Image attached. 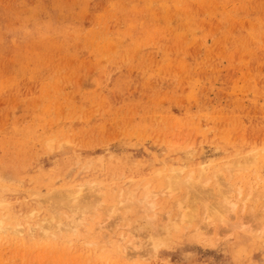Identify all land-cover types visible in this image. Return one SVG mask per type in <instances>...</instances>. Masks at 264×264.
I'll return each mask as SVG.
<instances>
[{
	"label": "rangeland",
	"instance_id": "1",
	"mask_svg": "<svg viewBox=\"0 0 264 264\" xmlns=\"http://www.w3.org/2000/svg\"><path fill=\"white\" fill-rule=\"evenodd\" d=\"M263 193L264 0H0V264H264Z\"/></svg>",
	"mask_w": 264,
	"mask_h": 264
},
{
	"label": "bare ground",
	"instance_id": "2",
	"mask_svg": "<svg viewBox=\"0 0 264 264\" xmlns=\"http://www.w3.org/2000/svg\"><path fill=\"white\" fill-rule=\"evenodd\" d=\"M191 148V147H190ZM194 148V147H193ZM186 149V148H185ZM184 150V149H183ZM192 152H194L193 150H191ZM248 151H250V150H248ZM187 152V153H186ZM185 152V155L186 154H190V151H186ZM192 152H191V154H192ZM247 153V152H246ZM248 153H250V152H248ZM256 153H254L253 154V156L255 157V159H256V155H255ZM249 156H250V154H249ZM248 155H247V157H245L244 156V158H238L239 160H236V158H235V160H236V162H234V160H233V162H229L228 164H229V166L231 167V165H240L241 167L243 166L244 167V165H247L246 163H248V161H249V159H250V157H249ZM252 156V157H253ZM252 157H251V159H250V161L252 160ZM190 158V157H189ZM188 158V159H189ZM185 159H186V156H185ZM255 159H253V160H255ZM252 160V161H253ZM210 162V164H212L211 163V161H209ZM253 163V162H252ZM199 165H200V173L202 174V175H204V174H207L206 172H207V170H208V168L204 165L205 164V161L203 162V161H201L200 163H198ZM207 164V163H206ZM209 164V163H208ZM209 164V165H210ZM243 164V165H242ZM256 164V163H255ZM218 166V165H217ZM223 166H224V164H223ZM227 166V165H226ZM228 166V167H229ZM235 166H234V168H235ZM239 166V167H240ZM250 166V165H249ZM172 167H173V165H172ZM177 167V166H176ZM214 167V166H213ZM219 167V166H218ZM229 167V168H230ZM233 167V166H232ZM240 167V168H241ZM241 168V170L242 169H244V168ZM248 167V166H247ZM183 166H181V167H177V168H172V170L175 172V173H173V174H171L172 176H171V179H170V181L168 182L169 183V185H172L173 183L175 184V183H178V181H179V174H180V172H182V170H183ZM224 168V167H223ZM236 168H238V166L236 167ZM215 169H216V167H215ZM225 169V168H224ZM231 169H233V168H231ZM238 170H240V169H238ZM199 172V171H198ZM219 173L221 172V171H218ZM218 173V174H219ZM186 174V173H185ZM221 174V173H220ZM223 175V174H222ZM210 176V175H209ZM208 176V177H209ZM215 176H217V175H215ZM231 176V175H230ZM229 176V177H230ZM186 177H188L187 175H186ZM205 177H207V176H205ZM205 177H203V178H205ZM213 177V176H212ZM224 177V176H223ZM227 177V176H226ZM170 178V177H169ZM185 178V177H184ZM194 178H195V176H194ZM197 178H200V177H197ZM183 179V178H182ZM186 179V178H185ZM187 179H189V181L190 182H192L191 180H193V176L191 177H188ZM209 179V178H208ZM259 179V178H258ZM257 179V180H258ZM196 180V182L194 181L193 182V184H192V187H191V191H190V193H189V195L187 194V196L189 197V198H194L195 200H199V198L200 197H202L203 195H210L211 193H208V190H207V192H206V188L203 186V185H200L201 184V182H199L200 181V179H195ZM198 180V181H197ZM205 180H207L206 178H205ZM226 180V179H225ZM260 180V179H259ZM185 181V180H184ZM183 181V182H184ZM189 181H187V182H189ZM180 183V185L182 184V181H179ZM199 183V184H198ZM206 183V182H205ZM81 183H79V185H80ZM83 184V183H82ZM90 184V183H89ZM178 184V185H179ZM203 184V183H202ZM84 185H86V184H84ZM245 185V184H244ZM251 185V184H250ZM64 186V185H63ZM62 186V187H63ZM211 186V185H210ZM209 186V187H210ZM59 187V186H58ZM71 187L72 186H70L68 189L66 188V189H64L63 188V190H53V191H56V192H54L55 194L53 195V198L54 199H52V198H49V199H52V201L53 202H55L56 201V203H51V204H53V207H55L57 204L59 205V204H64V206L66 207V206H68V207H70V208H73V209H78V210H82V211H86V209H88V208H92V207H89V201H87L88 199H84L83 198V189H81V187H84L83 185H81V186H77V187H79V188H76L75 187V185L73 186V187H75L76 189H71ZM72 187V188H73ZM208 187V188H209ZM247 187H250V186H248L247 185ZM256 187V186H255ZM90 188V187H89ZM251 188V187H250ZM85 189V188H84ZM253 189V188H252ZM258 189H260V188H258ZM262 189H263V187H262ZM86 190V189H85ZM89 190V189H88ZM254 191H255V189H253ZM261 190V189H260ZM52 191V192H53ZM90 194H91V192H92V189L90 188ZM133 192V191H132ZM210 192V191H209ZM219 192V191H218ZM224 192V191H223ZM129 193V192H128ZM135 193V192H134ZM134 193H132L133 195H134ZM187 193H188V191H187ZM214 193V192H213ZM241 193V192H240ZM260 193H262V192H260ZM131 194V193H130ZM129 194V196L128 197H130L131 195ZM150 194H152V193H150ZM224 194V193H223ZM247 194V193H246ZM259 194V193H258ZM264 194V193H263ZM150 196V195H149ZM154 196V195H153ZM216 196V195H215ZM215 196H214V198H215ZM146 197H148V193H147V195H146ZM145 197V198H146ZM149 198V197H148ZM205 198H206V196H205ZM209 198H211V195H210V197ZM248 198V197H247ZM48 199V200H49ZM3 200V199H2ZM2 200H0V234L1 233H3V234H5L6 232V230H8L9 228H8V226H6L7 224H5V219L7 220L8 219V222H9V220H16L15 221V223H13V222H11V223H13V224H15V225H13V227H12V231L14 232V233H16V234H20V235H23V234H25V233H27L28 234V236L29 237H31L30 239H33L34 240V238H35V235H37L36 233H39V232H37V230H36V227H31V224H27V227H29L28 229L27 228H24V226L22 225V223H21V221L20 220H17V216H15L14 214H11V213H9L8 212V210L6 209L7 208V205L5 204V202H3ZM90 200V199H89ZM99 200H100V198L99 199H97V202H99ZM139 200H141V198L139 199ZM142 200H144V198L142 199ZM228 200V199H227ZM6 201V200H5ZM51 201V200H50ZM93 201V200H92ZM119 201V200H118ZM120 201H122V200H120ZM133 201V200H132ZM254 201V200H253ZM57 202H59V203H57ZM60 202H62V203H60ZM97 202H95L96 204L95 205H97ZM101 202H103L102 200H101ZM101 202H99L98 204H100ZM143 203H144V201H142ZM224 203H227L228 201H226L225 202V200L223 201ZM230 202V201H229ZM249 202V201H248ZM262 202V201H261ZM264 202V201H263ZM262 202V203H263ZM91 203V202H90ZM93 203H94V201H93ZM104 203V202H103ZM121 203H124V202H121ZM126 203V202H125ZM124 203V204H125ZM129 203V202H128ZM128 203H126L125 205H127ZM149 203V202H148ZM224 203H223V205H224ZM130 204V203H129ZM253 204H255V203H253ZM94 205V204H93ZM120 205V204H119ZM118 205V206H119ZM121 205H123V204H121ZM217 204H214V206H213V209H216V208H218L217 206H216ZM220 205V204H219ZM227 205V204H226ZM249 205V204H248ZM144 207L146 206L145 204L143 205ZM153 206V205H152ZM201 206V205H200ZM264 206V205H263ZM262 206V207H263ZM96 207V206H95ZM103 207V206H102ZM228 207V206H227ZM233 207V206H232ZM250 207H251V205H250ZM67 208V207H66ZM113 208V207H112ZM208 208V209H207ZM207 210L209 211H211V210H213L211 207L209 208V206H207ZM226 208V207H225ZM229 208V207H228ZM149 208L147 207V210H148ZM89 210V209H88ZM92 210V209H91ZM94 210V209H93ZM95 210H96V208H95ZM145 210V209H144ZM151 210V209H150ZM222 210L223 209H221V212H222ZM229 210V209H228ZM231 210V209H230ZM229 210V211H230ZM6 211V212H5ZM82 211H80V212H82ZM110 211H113V210H110ZM114 211H115V209H114ZM196 211V210H195ZM232 211V210H231ZM257 211H258V209H257ZM256 211V212H257ZM262 211V210H261ZM260 211V212H261ZM116 212V211H115ZM79 213V212H78ZM112 213V212H111ZM153 213V212H152ZM186 213V212H185ZM184 213V214H185ZM225 212H223V214H224ZM231 213V212H230ZM249 213V212H248ZM262 214L264 213V211H262L261 212ZM33 214V213H32ZM81 214V213H80ZM83 214V213H82ZM81 214V215H82ZM117 214H119V212H117ZM123 214V213H122ZM128 214V213H127ZM181 214V213H180ZM197 214H198V212H197ZM30 215V214H29ZM78 215V214H77ZM115 215V214H114ZM113 215V216H114ZM119 215H121V214H119ZM118 215V216H119ZM142 215V214H141ZM229 215V214H228ZM69 216V215H68ZM148 216V215H147ZM259 216V215H258ZM257 216V217H258ZM264 216V215H263ZM111 217V216H110ZM146 217V216H145ZM192 217V216H191ZM191 217H190V220H191ZM213 217H216V216H213ZM256 217V216H255ZM260 217H262V216H260ZM54 218V215L52 216V219ZM65 218H67V217H65ZM77 218H78V216H77ZM83 218V217H82ZM189 218V217H188ZM201 218V217H200ZM259 218V217H258ZM264 218V217H263ZM68 219V218H67ZM71 219V222H75L76 220V218L75 217H72V218H70ZM138 219V218H137ZM185 219H187V218H185ZM193 219H195V218H193ZM261 219V218H260ZM83 220H84V218H83ZM129 220V219H128ZM149 220V219H148ZM152 220V219H151ZM184 220V219H183ZM201 220H203V219H201ZM264 220V219H263ZM115 221V220H114ZM206 221V220H205ZM10 222L8 223V224H10ZM50 222V221H49ZM199 222V221H198ZM27 223V222H26ZM51 223V222H50ZM85 223V222H84ZM149 223H151V222H149ZM25 224V223H24ZM54 224H56V222L54 223ZM78 222H75V224H73V226H71L72 224H70V228H73V227H77L78 226ZM256 224H258V223H256ZM28 225H30V226H28ZM50 225V224H49ZM62 225H63V223H62ZM67 225V224H66ZM69 225V224H68ZM149 225V224H148ZM150 225H152V223L150 224ZM51 226V225H50ZM56 226V225H55ZM153 227H154V225H152ZM49 227V226H48ZM44 228V227H42V233H43V235H46V236H48L47 234L49 233V231H48V229L49 228H53V227H49V228ZM57 227H58V224H57ZM56 228V227H55ZM78 228V227H77ZM76 228V229H77ZM162 228V227H161ZM166 228V227H165ZM165 228L163 229V230H165ZM252 228H254V227H252ZM153 229V228H152ZM47 230V231H46ZM51 230V229H50ZM56 230V229H55ZM64 230V229H63ZM72 230V229H71ZM194 230V229H193ZM251 230V229H250ZM56 231H58L59 232V234H60V232L62 231V229L60 230L59 229V227L57 228V230ZM65 231V230H64ZM66 231H67V229H66ZM73 231H74V233H75V231L76 230H74L73 229ZM47 232V233H46ZM52 232H53V230H52ZM57 232V233H58ZM72 232V231H71ZM96 232V231H95ZM251 232V231H250ZM44 233H46V234H44ZM61 233H63V232H61ZM65 233V232H64ZM69 233V232H68ZM73 233V232H72ZM92 233H94V232H92ZM125 233V232H124ZM166 233V232H165ZM58 234V235H59ZM71 234V233H70ZM77 234V233H76ZM122 234V233H121ZM195 234V233H194ZM51 235H54L53 233L51 234ZM64 235V234H63ZM75 235V234H74ZM73 235V237H77L76 235L74 236ZM81 235V234H80ZM91 235V234H90ZM94 235H95V233H94ZM119 235H120V233H119ZM123 235V234H122ZM10 236H11V234H10ZM25 236V235H24ZM38 236V235H37ZM65 237L67 236V235H64ZM69 236V235H68ZM124 236V235H123ZM15 237H16V235H15ZM52 237V236H51ZM79 237V236H78ZM81 237V236H80ZM101 237V236H100ZM161 237V236H160ZM22 238V237H21ZM25 237H23V239H24ZM38 238V237H37ZM54 237H52V239H53ZM99 238V237H98ZM163 238V237H162ZM19 239V238H18ZM78 239V238H77ZM83 239H84V237H83ZM63 240V239H62ZM93 240V239H92ZM155 240V239H154ZM162 240H164V239H162ZM59 241H60V239H59ZM67 241V240H66ZM73 241V240H72ZM90 241V240H89ZM156 241H158V239L156 240ZM164 241H166V240H164ZM153 241H151V243H152ZM69 243H71V241L69 242ZM85 243V242H84ZM88 243V245L89 246H92V248L89 250V251H93L94 253L95 252H97L96 254H98L99 255V257H101L102 255H104L103 253H104V250H101V246H100V244H99V242H97V240H93V241H90V242H87ZM157 242H155V244H156ZM161 244H162V242H160ZM125 244V243H124ZM154 244H152V246H153ZM137 246V245H136ZM158 246V245H157ZM154 247H156L155 245H154ZM116 250H118L119 248H123V249H126L127 247L126 246H123L122 244H118L117 246H116ZM140 248V247H139ZM157 248V247H156ZM103 249V248H102ZM119 251L120 250H118V253H119ZM126 251H127V249H126ZM107 252H109V251H107L106 250V253Z\"/></svg>",
	"mask_w": 264,
	"mask_h": 264
}]
</instances>
